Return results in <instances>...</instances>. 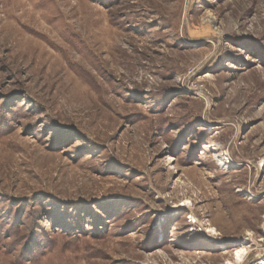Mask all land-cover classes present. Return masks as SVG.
<instances>
[{
	"label": "rangeland",
	"instance_id": "374dc122",
	"mask_svg": "<svg viewBox=\"0 0 264 264\" xmlns=\"http://www.w3.org/2000/svg\"><path fill=\"white\" fill-rule=\"evenodd\" d=\"M0 264H264V0H0Z\"/></svg>",
	"mask_w": 264,
	"mask_h": 264
},
{
	"label": "bare ground",
	"instance_id": "6f19581e",
	"mask_svg": "<svg viewBox=\"0 0 264 264\" xmlns=\"http://www.w3.org/2000/svg\"><path fill=\"white\" fill-rule=\"evenodd\" d=\"M210 20H212V19H210ZM193 45L195 46L196 44H193ZM209 149H210L211 151H216V147L211 146V145L209 146ZM214 157H215L216 159H219V161L217 160L218 165H221V166H224V167H225V165L230 166V167L232 166L231 162H229L226 158H224V157H223L222 155H220L219 153L216 154ZM182 206H184V205H182ZM189 218L192 219L191 216H190ZM193 219H194V218H193ZM208 232H213V233H214V230H210V231H208ZM245 254H246V253H245L244 250H238V251H236V252H235V255H234L235 261L240 262Z\"/></svg>",
	"mask_w": 264,
	"mask_h": 264
}]
</instances>
